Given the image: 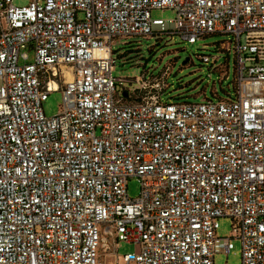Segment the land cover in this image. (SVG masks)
<instances>
[{
  "label": "built area",
  "instance_id": "1",
  "mask_svg": "<svg viewBox=\"0 0 264 264\" xmlns=\"http://www.w3.org/2000/svg\"><path fill=\"white\" fill-rule=\"evenodd\" d=\"M210 35L236 59L227 98L113 74L122 39ZM233 239L264 264V0H0V264H215Z\"/></svg>",
  "mask_w": 264,
  "mask_h": 264
},
{
  "label": "rangeland",
  "instance_id": "2",
  "mask_svg": "<svg viewBox=\"0 0 264 264\" xmlns=\"http://www.w3.org/2000/svg\"><path fill=\"white\" fill-rule=\"evenodd\" d=\"M16 5H26L30 0H13ZM154 16L172 17L171 10H154ZM229 39L228 35H210L194 43L182 40L179 36H168L160 39L133 37L122 39L115 43L113 49L117 56L115 70L116 77L134 78L146 75L150 79L163 76L166 85L163 89L162 100L201 102L205 97L218 100L229 97L233 92L236 59L233 52L228 53L219 49V42ZM198 54H208L218 57L216 62L204 63ZM186 58H189L187 61ZM223 66V71L216 69ZM227 74V76H226ZM125 87L132 90L139 88V84L125 83ZM143 96L145 94H142ZM218 95V96H217ZM62 90H55L43 102L47 116L56 115L62 105ZM140 191L137 178L128 181V193L136 197ZM217 235L229 237L232 232L230 217H221ZM233 248L229 254L224 251L215 254V264H242V244L239 239H233ZM135 245L127 241H120L118 255L134 251ZM103 252V251H101ZM116 253L99 254L98 261L109 263L114 261Z\"/></svg>",
  "mask_w": 264,
  "mask_h": 264
},
{
  "label": "water",
  "instance_id": "3",
  "mask_svg": "<svg viewBox=\"0 0 264 264\" xmlns=\"http://www.w3.org/2000/svg\"><path fill=\"white\" fill-rule=\"evenodd\" d=\"M188 59H189V58H186L185 61H187ZM122 95H123L124 97H127V96H128V93H127V92H123Z\"/></svg>",
  "mask_w": 264,
  "mask_h": 264
},
{
  "label": "trees",
  "instance_id": "4",
  "mask_svg": "<svg viewBox=\"0 0 264 264\" xmlns=\"http://www.w3.org/2000/svg\"><path fill=\"white\" fill-rule=\"evenodd\" d=\"M115 52V51H114ZM117 57V56H116ZM201 60V59H200ZM202 61V60H201ZM216 69H219V71H223V69L221 68H216ZM218 96V95H217ZM206 98V97H205Z\"/></svg>",
  "mask_w": 264,
  "mask_h": 264
}]
</instances>
